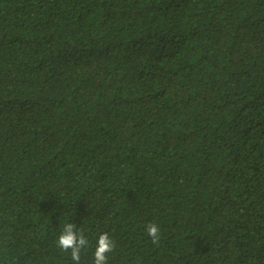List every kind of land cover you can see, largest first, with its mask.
Segmentation results:
<instances>
[{
  "label": "trees",
  "instance_id": "16d2710c",
  "mask_svg": "<svg viewBox=\"0 0 264 264\" xmlns=\"http://www.w3.org/2000/svg\"><path fill=\"white\" fill-rule=\"evenodd\" d=\"M68 222L81 264H264V0H0V264Z\"/></svg>",
  "mask_w": 264,
  "mask_h": 264
},
{
  "label": "clouds",
  "instance_id": "9594fccd",
  "mask_svg": "<svg viewBox=\"0 0 264 264\" xmlns=\"http://www.w3.org/2000/svg\"><path fill=\"white\" fill-rule=\"evenodd\" d=\"M146 232L155 244L160 239V226L156 223H148ZM56 246L62 251L70 253L71 264H81V254L89 248L90 241L86 238L83 228H76L72 222L64 223L61 231L55 239ZM115 246L112 236L101 231L96 234L95 245L91 252V264H107V253H110Z\"/></svg>",
  "mask_w": 264,
  "mask_h": 264
}]
</instances>
